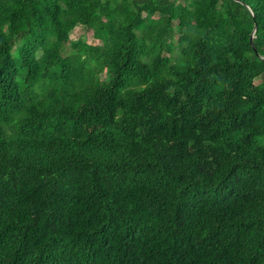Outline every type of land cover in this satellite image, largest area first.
Listing matches in <instances>:
<instances>
[{
	"label": "trees",
	"instance_id": "1",
	"mask_svg": "<svg viewBox=\"0 0 264 264\" xmlns=\"http://www.w3.org/2000/svg\"><path fill=\"white\" fill-rule=\"evenodd\" d=\"M0 264H264V0H0Z\"/></svg>",
	"mask_w": 264,
	"mask_h": 264
},
{
	"label": "rangeland",
	"instance_id": "2",
	"mask_svg": "<svg viewBox=\"0 0 264 264\" xmlns=\"http://www.w3.org/2000/svg\"><path fill=\"white\" fill-rule=\"evenodd\" d=\"M81 36H86L88 38L89 42H97L92 35V32L89 31L87 32L86 30H84V28L82 27H77L73 30L72 32V37L78 39ZM178 54V50L175 51V55Z\"/></svg>",
	"mask_w": 264,
	"mask_h": 264
},
{
	"label": "water",
	"instance_id": "3",
	"mask_svg": "<svg viewBox=\"0 0 264 264\" xmlns=\"http://www.w3.org/2000/svg\"><path fill=\"white\" fill-rule=\"evenodd\" d=\"M255 31H256V28H255ZM255 31H254V33L252 34V37H251V41H252L253 44H254V38H255ZM254 48L257 51V47L255 45H254Z\"/></svg>",
	"mask_w": 264,
	"mask_h": 264
}]
</instances>
